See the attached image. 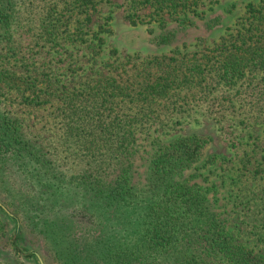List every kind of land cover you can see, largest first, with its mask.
Returning <instances> with one entry per match:
<instances>
[{
  "label": "trees",
  "instance_id": "obj_1",
  "mask_svg": "<svg viewBox=\"0 0 264 264\" xmlns=\"http://www.w3.org/2000/svg\"><path fill=\"white\" fill-rule=\"evenodd\" d=\"M18 1L0 0L6 31ZM55 1L76 17L77 35L84 26L89 32L97 0ZM128 1L132 8L150 7L162 24L166 14L188 25L200 0ZM135 10L126 14L131 24L148 22ZM245 13L242 26L212 46L141 61L139 79L105 75L66 90L55 114L83 157L70 175L52 168L44 146L23 132L0 99V264H40L34 247L21 244L25 229L49 241L59 264H206L209 256L264 264V255L235 242L207 190L184 175L207 138L190 134L159 143L142 169L133 149L139 123L165 120L191 102L225 110L235 98L264 114V4L249 1ZM110 19L105 15L86 38L96 54L111 32ZM0 81L17 87L27 103L42 102L43 89L14 71L0 68ZM222 86L234 89L227 101L218 98Z\"/></svg>",
  "mask_w": 264,
  "mask_h": 264
},
{
  "label": "rangeland",
  "instance_id": "obj_2",
  "mask_svg": "<svg viewBox=\"0 0 264 264\" xmlns=\"http://www.w3.org/2000/svg\"><path fill=\"white\" fill-rule=\"evenodd\" d=\"M97 1L99 10L88 26L89 32L84 26L80 35L75 31L76 17L62 12V4L55 0H19L10 29L0 26V68H8L43 89L41 103H27L17 87L0 81L1 104L18 117L29 138L44 146L52 168L66 175L83 165L80 151L70 143V137H65L55 114L66 90L105 75L139 79L144 75L141 61L176 49L190 54L212 46L242 26L247 2L264 4V0H200L197 11L188 12L194 21L179 25L166 14L162 24L153 19L150 7L132 8L128 0ZM134 9L148 22L131 24L126 14ZM107 14L111 15V32L104 33L105 43L96 54L86 38L90 40L91 30ZM216 92L219 99L227 101L234 89L222 86ZM232 103L225 110H219L217 104L209 110L204 103L191 102L183 110L168 112L165 120L139 123L133 143L135 164L147 161L157 144L178 136L198 134L207 138L198 160L184 175L207 190L235 242L264 255V114H256L235 98ZM0 204L5 207L1 200ZM79 220L85 221L82 217ZM23 243L34 247L43 264H59L50 253L51 244L41 235L25 229ZM32 263L36 264L26 260V264ZM206 264L231 263L209 256Z\"/></svg>",
  "mask_w": 264,
  "mask_h": 264
},
{
  "label": "water",
  "instance_id": "obj_3",
  "mask_svg": "<svg viewBox=\"0 0 264 264\" xmlns=\"http://www.w3.org/2000/svg\"><path fill=\"white\" fill-rule=\"evenodd\" d=\"M39 260H40V263L43 264V261H42V259L40 257H39Z\"/></svg>",
  "mask_w": 264,
  "mask_h": 264
}]
</instances>
